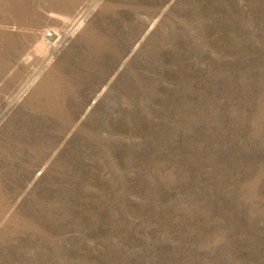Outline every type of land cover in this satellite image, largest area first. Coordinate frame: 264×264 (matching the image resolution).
Instances as JSON below:
<instances>
[{
  "label": "rangeland",
  "instance_id": "obj_1",
  "mask_svg": "<svg viewBox=\"0 0 264 264\" xmlns=\"http://www.w3.org/2000/svg\"><path fill=\"white\" fill-rule=\"evenodd\" d=\"M0 264H264V0H0Z\"/></svg>",
  "mask_w": 264,
  "mask_h": 264
},
{
  "label": "bare ground",
  "instance_id": "obj_2",
  "mask_svg": "<svg viewBox=\"0 0 264 264\" xmlns=\"http://www.w3.org/2000/svg\"><path fill=\"white\" fill-rule=\"evenodd\" d=\"M44 33H45V32H44ZM50 33H51V32H50ZM50 33H49V34H50ZM54 33H55V32H54ZM42 36H43V35H42ZM39 41H40V40H39ZM48 42H49V41H48ZM49 43H50V42H49ZM52 43H53V42H52ZM43 45H44V44H43ZM32 47H33V46H32ZM26 58H27V57H26Z\"/></svg>",
  "mask_w": 264,
  "mask_h": 264
}]
</instances>
